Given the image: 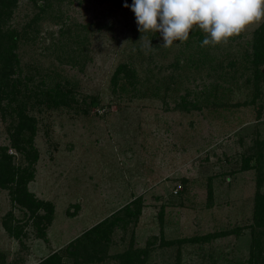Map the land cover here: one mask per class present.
Segmentation results:
<instances>
[{
    "label": "rangeland",
    "instance_id": "1",
    "mask_svg": "<svg viewBox=\"0 0 264 264\" xmlns=\"http://www.w3.org/2000/svg\"><path fill=\"white\" fill-rule=\"evenodd\" d=\"M125 3L0 4V43L15 58L0 88V145L22 119L33 126L28 189L53 203L45 241L11 186L0 188V264L54 252L69 264H124L118 254L138 248L148 249L139 264H264L254 212L257 195L264 204V56L252 57L261 25L216 47H201L199 30L172 48L147 33L154 50L145 55ZM119 65L131 72L114 81ZM8 152L15 165L28 162ZM138 196L140 215L120 221L106 243L83 237ZM4 219L23 224L21 240Z\"/></svg>",
    "mask_w": 264,
    "mask_h": 264
},
{
    "label": "trees",
    "instance_id": "2",
    "mask_svg": "<svg viewBox=\"0 0 264 264\" xmlns=\"http://www.w3.org/2000/svg\"><path fill=\"white\" fill-rule=\"evenodd\" d=\"M14 0H1L0 4L10 5ZM133 2V0H130ZM3 20V14L0 10V23ZM1 25V24H0ZM256 33L260 38L258 47L255 48L253 52V61L256 64L258 58L264 56V23L256 30ZM5 30L0 26V37L6 35ZM16 36L12 35V39L15 40ZM4 42V41H3ZM0 43V88L9 84V74L13 70V64L15 63L14 53L11 51L6 44ZM130 68L126 65H119L112 77L114 81L118 74L129 75ZM55 94L60 93L59 90L54 91ZM60 95V94H59ZM58 95V96H59ZM28 132V135L25 133ZM34 128L30 124L28 125L26 119L19 121L15 130L10 135V145H0V188L11 186V198L13 201L26 210L28 218L32 220L37 230V235L48 241L45 233V228L48 226L52 219L53 214V203L49 200H44L36 197V195L28 189V182L34 178V163L37 159V153L35 147L30 142L31 134H33ZM31 146V147H28ZM8 148L22 153L27 159L26 165H15L13 162V154L8 152ZM43 210V213L39 211ZM142 210V198L140 196L135 197L130 202L125 204L118 212L113 213L112 218H106L100 222L94 224L90 228L86 229L83 233V237L89 240H95L97 243L100 241H105V243L110 240V233L112 232L114 226H116L120 221L127 222L129 219H136ZM254 212L257 215V221L259 225L264 226V204L260 195H257L255 200ZM9 215L13 217L12 212ZM70 215H73L72 213ZM23 225V224H22ZM22 225L17 223H12L9 219H4L3 226L6 231L13 237L21 240ZM153 239V240H152ZM149 241L154 242L155 237H152ZM78 241L71 242L66 247V251L69 254H74L78 250ZM22 242V241H21ZM22 244V243H21ZM100 252H95L94 255L97 256ZM148 255L147 248L138 249H128L118 256L121 258L124 264H139L145 261ZM96 259H101L100 255ZM36 264H69L66 261H62L59 255L54 252L43 258L40 262Z\"/></svg>",
    "mask_w": 264,
    "mask_h": 264
},
{
    "label": "clouds",
    "instance_id": "3",
    "mask_svg": "<svg viewBox=\"0 0 264 264\" xmlns=\"http://www.w3.org/2000/svg\"><path fill=\"white\" fill-rule=\"evenodd\" d=\"M43 6V0H38ZM142 50H154L147 33H160L162 47H179L193 31H202L201 47L227 46L235 38L255 30L264 23V0H133Z\"/></svg>",
    "mask_w": 264,
    "mask_h": 264
},
{
    "label": "built area",
    "instance_id": "4",
    "mask_svg": "<svg viewBox=\"0 0 264 264\" xmlns=\"http://www.w3.org/2000/svg\"><path fill=\"white\" fill-rule=\"evenodd\" d=\"M179 187H180V185H178V187H177V188H175V189H174V191H175V192H177V191H178V189H179Z\"/></svg>",
    "mask_w": 264,
    "mask_h": 264
}]
</instances>
